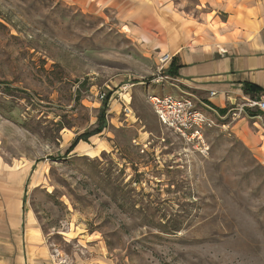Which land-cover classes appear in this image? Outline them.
Masks as SVG:
<instances>
[{"label":"rangeland","instance_id":"374dc122","mask_svg":"<svg viewBox=\"0 0 264 264\" xmlns=\"http://www.w3.org/2000/svg\"><path fill=\"white\" fill-rule=\"evenodd\" d=\"M119 21L0 0V165H33L26 211L50 257L264 264V161L241 141L243 119L194 142L161 127L148 98L178 93Z\"/></svg>","mask_w":264,"mask_h":264},{"label":"crops","instance_id":"0c3cea01","mask_svg":"<svg viewBox=\"0 0 264 264\" xmlns=\"http://www.w3.org/2000/svg\"><path fill=\"white\" fill-rule=\"evenodd\" d=\"M59 2L83 13L116 15L138 45L171 57L164 69L173 86L216 109L264 95V0ZM244 120L238 123L241 141L264 161V134L244 128ZM33 171V165H0V264H65L50 257L26 211Z\"/></svg>","mask_w":264,"mask_h":264},{"label":"built area","instance_id":"2783aa9c","mask_svg":"<svg viewBox=\"0 0 264 264\" xmlns=\"http://www.w3.org/2000/svg\"><path fill=\"white\" fill-rule=\"evenodd\" d=\"M171 61L169 55H162L158 59L159 72ZM178 96H149L148 103L154 113L157 122L167 131L177 135L187 142L201 141L204 131L219 126L225 127L227 121L245 119L253 128L264 134V95L259 98L244 99L239 104H234L225 109L223 114L209 103L202 101L195 94L173 86ZM125 90V89H124ZM210 97L214 93H209ZM98 100L104 102L107 95L100 91L97 93ZM124 112L130 114L125 106Z\"/></svg>","mask_w":264,"mask_h":264},{"label":"trees","instance_id":"16d2710c","mask_svg":"<svg viewBox=\"0 0 264 264\" xmlns=\"http://www.w3.org/2000/svg\"><path fill=\"white\" fill-rule=\"evenodd\" d=\"M218 110V112L219 113H221V114H223L224 112H225V110H219V109H217ZM102 118V117H101ZM103 122V121H102ZM101 132V127L100 128H98L96 131H94V132H92V133H86V134H84V135H80L79 137H77V139H76V142H75V144L76 143H78L80 140H85V139H87V138H89L90 136H93V135H97V134H99ZM72 147H73V145H72ZM71 147V148H72ZM71 150V149H70Z\"/></svg>","mask_w":264,"mask_h":264}]
</instances>
